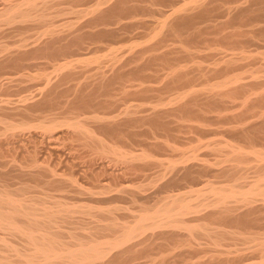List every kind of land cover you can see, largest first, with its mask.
<instances>
[{
    "label": "bare ground",
    "instance_id": "6f19581e",
    "mask_svg": "<svg viewBox=\"0 0 264 264\" xmlns=\"http://www.w3.org/2000/svg\"><path fill=\"white\" fill-rule=\"evenodd\" d=\"M0 264H264V0H0Z\"/></svg>",
    "mask_w": 264,
    "mask_h": 264
},
{
    "label": "rangeland",
    "instance_id": "374dc122",
    "mask_svg": "<svg viewBox=\"0 0 264 264\" xmlns=\"http://www.w3.org/2000/svg\"><path fill=\"white\" fill-rule=\"evenodd\" d=\"M251 48H253V47H250V49H251ZM125 97L127 98V100L125 99ZM125 97H124L125 100H124V99H123V100L126 101V102H125L126 105H129V103L132 102L133 100H134V101H133L132 103H134V102L136 103V101H135L136 98L131 97V96H128V97L125 96ZM130 97H131V98H130ZM136 100H137V99H136ZM127 102H128V103H127ZM132 103H131V104H132ZM5 157H6V155H5ZM8 159H9V158H8Z\"/></svg>",
    "mask_w": 264,
    "mask_h": 264
}]
</instances>
